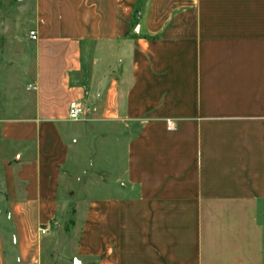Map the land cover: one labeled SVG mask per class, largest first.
<instances>
[{
    "label": "crops",
    "instance_id": "obj_1",
    "mask_svg": "<svg viewBox=\"0 0 264 264\" xmlns=\"http://www.w3.org/2000/svg\"><path fill=\"white\" fill-rule=\"evenodd\" d=\"M32 20L19 88L0 74V264H264V0Z\"/></svg>",
    "mask_w": 264,
    "mask_h": 264
},
{
    "label": "rangeland",
    "instance_id": "obj_2",
    "mask_svg": "<svg viewBox=\"0 0 264 264\" xmlns=\"http://www.w3.org/2000/svg\"><path fill=\"white\" fill-rule=\"evenodd\" d=\"M33 12L34 0H0V74H5L7 77L8 81L6 84L9 90H17L19 88V79L23 78L22 76L27 69L26 64H24L26 59L23 56L26 50L29 49L31 41L27 38L24 39V37L28 35L29 28L32 26ZM69 129L78 133L83 132L82 125L71 126ZM83 143L85 144L86 142L79 141V148L80 156H83L85 160L83 167H86L88 166V161L86 153L83 152L85 150L82 147ZM106 168L108 169V167ZM108 172L106 179L111 180L110 174L113 171L108 170ZM79 173L80 175L82 174L81 170ZM1 222L4 225L6 224L3 217ZM76 231L77 229L72 231L70 238L66 242L68 245H72L74 242Z\"/></svg>",
    "mask_w": 264,
    "mask_h": 264
},
{
    "label": "built area",
    "instance_id": "obj_3",
    "mask_svg": "<svg viewBox=\"0 0 264 264\" xmlns=\"http://www.w3.org/2000/svg\"><path fill=\"white\" fill-rule=\"evenodd\" d=\"M28 37L30 40L34 41L37 39V32L35 29H30L28 31ZM86 109L82 102L77 100H72L68 104V116L72 120L84 119L86 115ZM41 233L47 231V227L43 226L40 228Z\"/></svg>",
    "mask_w": 264,
    "mask_h": 264
},
{
    "label": "water",
    "instance_id": "obj_4",
    "mask_svg": "<svg viewBox=\"0 0 264 264\" xmlns=\"http://www.w3.org/2000/svg\"><path fill=\"white\" fill-rule=\"evenodd\" d=\"M74 264H79V262L77 260L74 261Z\"/></svg>",
    "mask_w": 264,
    "mask_h": 264
}]
</instances>
